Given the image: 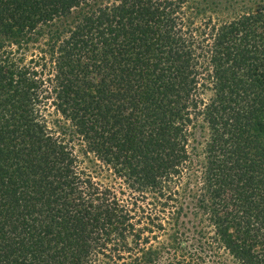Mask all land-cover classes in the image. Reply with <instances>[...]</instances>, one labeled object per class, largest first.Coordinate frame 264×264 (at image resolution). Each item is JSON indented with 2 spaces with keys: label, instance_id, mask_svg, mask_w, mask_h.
<instances>
[{
  "label": "trees",
  "instance_id": "obj_1",
  "mask_svg": "<svg viewBox=\"0 0 264 264\" xmlns=\"http://www.w3.org/2000/svg\"><path fill=\"white\" fill-rule=\"evenodd\" d=\"M0 264H264V0H0Z\"/></svg>",
  "mask_w": 264,
  "mask_h": 264
},
{
  "label": "rangeland",
  "instance_id": "obj_2",
  "mask_svg": "<svg viewBox=\"0 0 264 264\" xmlns=\"http://www.w3.org/2000/svg\"><path fill=\"white\" fill-rule=\"evenodd\" d=\"M256 142V140H254ZM255 142H252L254 145H252L253 149H255V145L256 143Z\"/></svg>",
  "mask_w": 264,
  "mask_h": 264
}]
</instances>
